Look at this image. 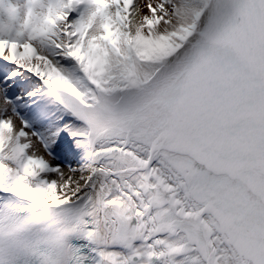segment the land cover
<instances>
[{
	"label": "snow or ice",
	"instance_id": "snow-or-ice-1",
	"mask_svg": "<svg viewBox=\"0 0 264 264\" xmlns=\"http://www.w3.org/2000/svg\"><path fill=\"white\" fill-rule=\"evenodd\" d=\"M0 264H264V0H0Z\"/></svg>",
	"mask_w": 264,
	"mask_h": 264
},
{
	"label": "rangeland",
	"instance_id": "rangeland-1",
	"mask_svg": "<svg viewBox=\"0 0 264 264\" xmlns=\"http://www.w3.org/2000/svg\"><path fill=\"white\" fill-rule=\"evenodd\" d=\"M143 2L146 4L147 0H143ZM144 12L147 13V8L144 9Z\"/></svg>",
	"mask_w": 264,
	"mask_h": 264
}]
</instances>
